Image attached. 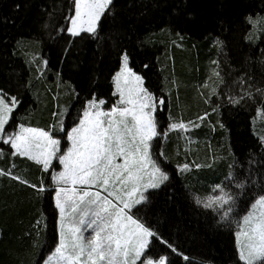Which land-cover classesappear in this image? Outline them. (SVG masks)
Returning <instances> with one entry per match:
<instances>
[{
    "label": "trees",
    "instance_id": "1",
    "mask_svg": "<svg viewBox=\"0 0 264 264\" xmlns=\"http://www.w3.org/2000/svg\"><path fill=\"white\" fill-rule=\"evenodd\" d=\"M72 10L73 0H0V92L18 101L6 132L17 124L67 129L87 101L113 95L126 54L147 90L164 100L159 133L169 119L199 124L189 136L167 132L162 145L155 138L169 179L132 211L157 234L148 254L164 255L167 264H244L232 227L196 200L219 185L240 214L264 195V118L257 117L264 109L257 93L264 90V0H112L95 34L75 37L67 31ZM246 91L252 99L229 102ZM1 146L0 264H40L56 242L48 172Z\"/></svg>",
    "mask_w": 264,
    "mask_h": 264
},
{
    "label": "snow or ice",
    "instance_id": "2",
    "mask_svg": "<svg viewBox=\"0 0 264 264\" xmlns=\"http://www.w3.org/2000/svg\"><path fill=\"white\" fill-rule=\"evenodd\" d=\"M111 3L112 0H74L75 14L68 18L71 25L67 28L68 33L73 37L82 32L95 34L98 21ZM122 74H127L137 83L135 89H129L127 96L119 84L118 78ZM213 75L220 83L223 82L219 72L214 71ZM113 79L120 95L116 105L104 112L100 110V105L105 101L101 99L97 102L94 98L79 124L67 132L71 147L58 157L64 170L53 174L52 178L57 185L71 183L74 187H57V208L61 213L60 239L45 264H52L54 259L56 264H137L138 261L140 264H165L163 256L155 262L152 259L142 260L150 238L157 234L130 214L134 206L146 200L144 191L159 188L169 179L153 159L151 151V141L159 135L152 115L156 105L151 102V94L142 87L141 77L128 67L126 54L122 57L120 71ZM216 91V87H212L210 95H215ZM257 93L264 96V90L257 89ZM245 97L252 99V93L246 91L239 98L230 97L229 102L238 104ZM17 103L15 97L6 102L0 96V140L11 146L13 156H28L47 171L51 160L57 158L60 151V140L48 131L22 125L19 131L6 133L5 126ZM158 104L163 105L164 100L160 99ZM206 117L207 114L198 119L203 121ZM257 117L264 118V109H257ZM189 124L199 127L195 122L190 121ZM187 128L188 125L183 122H173L168 131ZM167 134L164 133L165 136ZM261 142L264 143V136ZM188 167L184 164L180 171H186ZM5 174L0 171V175ZM77 185L80 187H75ZM237 187L243 185L237 184ZM217 189L220 195L209 197L206 201L197 199L196 203L213 210L230 205L234 197L219 185L214 191ZM39 190L43 191V188ZM258 208L264 209V195L254 201L251 210L238 223L235 233L239 259L244 264L264 261V211L257 213ZM230 212L231 207H228L222 219L228 218ZM241 235L246 238L243 244Z\"/></svg>",
    "mask_w": 264,
    "mask_h": 264
},
{
    "label": "rangeland",
    "instance_id": "3",
    "mask_svg": "<svg viewBox=\"0 0 264 264\" xmlns=\"http://www.w3.org/2000/svg\"><path fill=\"white\" fill-rule=\"evenodd\" d=\"M74 14H75V9H74V0H73V10H72V13H71L70 16H72V15H74ZM98 22H99V21H98ZM69 26H71V25H70V21H69L68 27H69ZM123 56H124V55H123ZM123 56H122V57H123ZM121 65H122V59H121V64H120L119 67L116 69L113 78H114V77L116 76V74L120 71V69H121ZM128 67L131 68L132 72H134L136 75H138V76L141 77V79H142V81H143L142 87L145 88V89H147V88L145 87V85H144L145 80L143 79V77H142L140 74L136 73V72L133 70V68L130 66L129 63H128ZM118 79H119L120 87H121L122 89H124V91H125V95H126V96H127V94H128L129 89H135V88L137 87V83H136V81H135L133 78H131V77H127V74H122ZM126 80H127V82H126ZM113 86H114L113 93L115 92L116 95H112V96H111L110 98H108V99H102V100L105 101V104L100 105V110H102V111H104V112H108V111H110V110L112 109V107H113L114 105H116L117 101L120 99V95H119V92L117 91V87H116V83L114 82V79H113ZM147 91H148V90H147ZM148 92H149V91H148ZM149 93L151 94V97L153 98L151 102H152L153 104L156 105L155 110H154L153 113H152V115H153V117H154V119H155V123H156V112H157L159 109H161L162 106H163V105L158 104V101H159L160 99H162V98L158 97L157 95H155V94H153V93H151V92H149ZM0 96H2V93H1V92H0ZM93 99H94V98H92L91 100H89V101H87V102L85 103V105H84L82 111L80 112L79 116L77 117V119H76L73 123H71V124L67 127V129L64 130L63 125H61L60 130H54V128L52 129V127H50V126L48 127V129H50L48 132H50V134H51L55 139L60 140V145H59L60 151L57 153V158H53V159L51 160V164L49 165V168H48V170H47V172H48L47 181H46V184H44V188H45V189H50V192H51L50 195H51V199H52V205H53V209H54V211H55V216H56V220H55V227H56V238H55L56 242H55V246H56V247H57V245L59 244V239H60V226H61V213H60V210L57 208V194H56V190H57V187H67V188L71 189V188H73L74 186H73L71 183H69V184H67V185H64V184L57 185L56 183H54L52 177H53V174L58 173V172H61V171L64 170V166L60 164L58 157H59V155H62L64 152H66V151L68 150L69 147H71V143L69 142V140H68V138H67V132L70 131L73 127H76V126L79 124L80 119H81V118L83 117V115H84V111H85L86 107H89V102L92 101ZM95 100L98 102L99 100H101V98H100V99L95 98ZM93 111H95V109H93ZM197 120H198V119H197ZM190 121H191V122H195V123H197L196 120H190ZM190 121H183V120H181V119H179V120H177V121H171V120L169 119V123L167 124V128H166V130H165V131H162L161 133L158 132V130H157V125H156V130H157V132L159 133V135L156 136V137H160V138L162 139L160 144L162 145V142H163V139H164V133H165V132H179L180 134H187V136H189L190 131H191L193 128H195V127H192V126L189 124ZM173 122H177V123H179V122H183V123H185L186 125H188V128H187V130L177 129V130L168 131V129H169V125H170L171 123H173ZM21 125H22V124H20V125L18 126V128L16 129L15 132H17V131L20 130ZM22 126L25 127V128H37V129H42V130L46 131V130H45L44 128H42V127H36V126H30V125H22ZM62 136H64V139H65L64 141H63V137H62ZM156 137H155V138H156ZM155 138L151 141V144H152V149H151V151H152L153 159H155V160L157 161V164L161 167L162 171H164V172L168 175V177H169V172H168L167 167L165 166L164 163H161L160 160H159V159L161 158L160 155H159V150H156V149L154 148V145H155V143H156ZM1 143H2L3 146H4V147H3V146L0 145V146L2 147V149H3V151H4V152L6 151V152L9 153V155H11L12 157H18V158H20V159H21V158H22V159H25L27 162H33V163H35V164H37V165H40V166L43 168V165H42V164H38V163L35 162V160H33V159H29L28 156H21V155H15V156H13V155H12V152H13L14 150L11 148V146H10V145H6V144H4L3 141L0 140V144H1ZM161 145H160V146H161ZM36 151H39V149H37ZM156 156H157V157H156ZM43 169H44V168H43ZM44 171H45V170H44ZM251 182H252V181H251ZM166 183H167V182L165 181V182H164L159 188H156V189H159V191H162V188L166 185ZM247 183H248V182H247ZM245 184H246V183H245ZM236 186H237V185H236ZM75 187L79 188L80 186L77 185V186H75ZM240 188H241V187H240ZM245 188H247V185H246L245 187L241 188V190H243V189H245ZM215 189H216V188H215ZM92 190L95 191V189H92ZM151 190H154V189L149 188V189H147L146 191H144L143 194L145 195L146 200L144 201V202H145V205L142 206L141 208H145V206H147V205L149 204V201H148V195H149V192H150ZM225 190H226V189H225ZM226 191H227V190H226ZM227 192H228V191H227ZM229 192H231V189H229ZM220 194H221V192L219 191V189H217L216 191L212 190L211 193L209 194L208 198H209V197L218 196V195H220ZM62 195H63V194H62ZM208 198H207V199H208ZM257 198H258V196H256V197L253 198L252 200H250L249 203H248V205H246V206L244 207L243 211H242L240 214H237V213H235V212H231V213L229 214L228 218H226V219H222L224 212H223L221 209H218V210H213V208H208V209H206V208H204V207L202 206V204H197V203H196V204H197L198 206L204 208L205 210L212 209V210L217 214V218H216V220L218 219L219 222H220V221H223L222 223H224V225H225V226H228L230 229H231V227H232V229H231V234H232V232H233V236H234L235 243H236V248H237V238H236L235 233H236V231H237L238 223L241 221L242 217L245 216V215L249 212V210H251V205L254 203V201H255ZM207 199H206V200H207ZM206 200H205V201H206ZM244 200H245V195H242V196L239 198V202H240L241 205L244 203ZM144 202H142V203H144ZM142 203H141V204H142ZM141 204L134 206L133 209H134L135 207H139ZM228 206H229V207H231V206L233 207L232 203H231L230 205H228ZM232 207H231V209H232ZM141 208H140V209H141ZM214 208H215V205H214ZM133 209H132V211H133ZM260 211H264V209H259V208H258V209H257V213H259ZM130 214L132 215V212H131ZM133 218H134V217H133ZM134 219H135V218H134ZM151 229H152V228H151ZM152 230H153V232H155L154 229H152ZM152 230H151V231H152ZM155 233H156V232H155ZM85 235H86V236H87V235H90V233H85ZM152 240H153V237L150 238V243L152 242ZM240 241H241V244H243V243L246 242V238H245L243 235H241V237H240ZM150 243H149V245H148V247H147V249H146V252H145L144 256H142V260H143V259H152V260L155 262V261L159 260V258H160L161 256H160V254H157V255H155V256H154L153 254H148V248L150 247ZM56 247H54L53 249H51L50 252L45 256V258H44V260H43V263H42V260H40V264H45V262L47 261L48 257L51 256V255L55 252ZM237 252H238V248H237ZM159 256H160V257H159ZM163 257H165V256L163 255ZM238 257H239V252H238ZM165 258H166V257H165ZM242 262H243V261H242ZM261 262H262V261H260V262H256V264H261ZM190 263H191V262H190ZM243 263H244V262H243ZM52 264H56L55 259L53 260ZM137 264H140V262L138 261ZM165 264H167V261H165Z\"/></svg>",
    "mask_w": 264,
    "mask_h": 264
}]
</instances>
